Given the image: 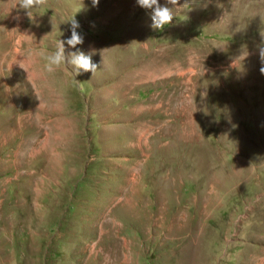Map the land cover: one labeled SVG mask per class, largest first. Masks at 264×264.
Instances as JSON below:
<instances>
[{
	"label": "rangeland",
	"instance_id": "374dc122",
	"mask_svg": "<svg viewBox=\"0 0 264 264\" xmlns=\"http://www.w3.org/2000/svg\"><path fill=\"white\" fill-rule=\"evenodd\" d=\"M18 5L0 0V264H264V0L162 31L136 0ZM74 16L66 55L96 72L48 74Z\"/></svg>",
	"mask_w": 264,
	"mask_h": 264
},
{
	"label": "clouds",
	"instance_id": "9594fccd",
	"mask_svg": "<svg viewBox=\"0 0 264 264\" xmlns=\"http://www.w3.org/2000/svg\"><path fill=\"white\" fill-rule=\"evenodd\" d=\"M100 0H92V5L95 7L99 4ZM139 7L149 10L151 15V29L153 31H162L167 26L171 25L175 17V11L183 7H190L192 4H203L207 6L211 0H185L184 4H180V0H165L162 6L159 0H136ZM48 0H19V8L24 11L27 17L31 20L33 11L43 8L47 5ZM71 24V36L67 40H59L56 44L55 50L43 56L44 64L43 70L48 74H53L62 66H72L76 75L81 72H96L97 66L92 63L91 56L86 55L82 51L70 52L66 55V45L69 48L75 49L77 45L83 44V36L77 31L80 27L75 16L69 21ZM261 45L259 48V57L262 65H264V34H261ZM31 57L29 56L24 63H30ZM25 70L23 67H21ZM26 71V70H25ZM27 72V71H26ZM261 75H264V66L260 68Z\"/></svg>",
	"mask_w": 264,
	"mask_h": 264
},
{
	"label": "bare ground",
	"instance_id": "6f19581e",
	"mask_svg": "<svg viewBox=\"0 0 264 264\" xmlns=\"http://www.w3.org/2000/svg\"><path fill=\"white\" fill-rule=\"evenodd\" d=\"M242 1V0H241ZM252 1V0H251ZM263 1V0H262ZM261 3V2H260ZM246 5V4H245ZM243 6V5H242ZM244 7V6H243ZM236 9V8H235ZM257 10V9H256ZM254 12V11H253ZM146 24V21L144 22V23H142V24H138V26H133V25H128L127 24V26L129 27V30H131L132 32H138V31H140L142 28H143V26ZM146 36V35H145ZM126 48V47H125ZM147 68V67H146ZM139 69V68H138ZM142 69V68H141ZM141 69H140V71H141ZM151 69V68H150ZM137 69H135V71H136ZM143 70V69H142ZM145 70V69H144ZM150 71V70H149ZM132 74H133V72H132ZM128 75V74H127ZM131 75V74H130ZM134 75H135V73H134ZM139 75V74H138ZM150 76V75H149ZM148 76V77H149ZM128 78V77H127ZM133 78V77H132ZM131 78V79H132ZM142 79H144L145 80V78L143 77ZM133 80V79H132ZM138 80V79H137ZM135 81V80H134ZM143 81V80H142ZM139 83H141V81L139 82ZM138 83V84H139ZM165 122V121H164ZM158 130V129H157ZM181 134H183V133H181ZM135 135V134H134ZM184 136V135H183ZM178 137H180V136H178ZM184 139H185V137H184ZM183 140V139H182ZM158 148V147H157ZM190 157V156H189ZM237 173V172H236ZM249 176V175H248ZM239 186V185H238ZM194 244H196V243H194ZM194 249V248H193Z\"/></svg>",
	"mask_w": 264,
	"mask_h": 264
}]
</instances>
